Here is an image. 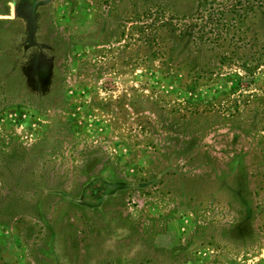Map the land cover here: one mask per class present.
<instances>
[{"label": "rangeland", "instance_id": "374dc122", "mask_svg": "<svg viewBox=\"0 0 264 264\" xmlns=\"http://www.w3.org/2000/svg\"><path fill=\"white\" fill-rule=\"evenodd\" d=\"M105 169L159 178L98 214L58 195ZM151 240L146 264L191 243L172 264H264V0H0V264H124Z\"/></svg>", "mask_w": 264, "mask_h": 264}, {"label": "trees", "instance_id": "16d2710c", "mask_svg": "<svg viewBox=\"0 0 264 264\" xmlns=\"http://www.w3.org/2000/svg\"><path fill=\"white\" fill-rule=\"evenodd\" d=\"M181 1V0H179ZM191 2V1H190ZM214 2V1H212ZM195 6V3L193 4V7ZM202 5L198 6L196 9V14L199 13V10L201 8ZM199 8V9H198ZM180 15V14H179ZM190 15V14H188ZM187 15V16H188ZM186 16V14H181L180 20H184L186 18H188ZM164 25H168V24H164ZM165 27V26H164ZM164 27L162 26L161 30H164ZM172 42L170 45L169 42H164L163 40V49L166 51H169L167 53V56L164 57L163 59H165L168 63L169 62H173L172 61V55H174L176 52L183 51V46H185V43L187 44L186 40L184 39L183 36H173V38H171ZM166 55V54H165ZM171 55V56H170ZM178 55V54H177ZM178 61V59H177ZM182 61H184L182 59ZM186 67V66H185ZM36 78H41L42 79V73L41 72H36L35 74ZM56 92L53 90L52 92H50L51 98L55 97ZM52 100V99H51ZM234 167L233 164H231V169L232 172L230 175H234ZM87 175V171H86V175ZM112 172H110L109 169H105L101 176H96L94 178H86L85 183L83 184V186H81V191L79 194L78 198H69L68 196H66L65 194H58L55 192H51L54 194H58L60 196H62L65 199H69V202L71 204H73L75 207H78L79 209L88 212L89 211V215L90 214H98L103 212L106 207V204H110V202L112 201L114 196H118L121 195V193L123 192H128V191H134V190H140L143 187L151 184L154 180H157L159 178V176H156L153 180H149V181H145V182H114V179H112ZM223 179V178H222ZM223 181V188H226L228 191H230L231 189L228 187L227 184L224 183ZM50 193V194H51ZM243 206L247 207L246 204H244ZM251 216L250 210L246 209V219L243 220L242 222H246V220ZM108 230L110 231V233H113V229H112V225H111V221L108 224ZM127 231V235H130L131 231L126 229ZM115 233V232H114ZM191 244H189V246H191ZM147 250H143L140 248H136L137 250H135L132 255L135 256L133 257V259L131 260V257H127V259H124V264H146L148 263L151 259H154L152 256H150V254L156 255L159 252H164L161 250L156 249V247L153 246V241H149L147 243ZM188 246V247H189ZM186 246L184 247H175L170 251V254L174 256V258L170 257L169 260V264H172L173 260L176 259L178 254L184 253L187 251ZM149 252V255H148ZM131 253L129 252V255ZM147 254L148 257H150V259H147L145 257L142 258L141 262L137 263L136 260L138 259V257H140L141 255H145ZM135 260V262H134ZM134 262V263H133ZM176 264V263H175ZM178 264V263H177Z\"/></svg>", "mask_w": 264, "mask_h": 264}, {"label": "water", "instance_id": "95a60500", "mask_svg": "<svg viewBox=\"0 0 264 264\" xmlns=\"http://www.w3.org/2000/svg\"><path fill=\"white\" fill-rule=\"evenodd\" d=\"M13 4H11V8H13ZM12 16H14V10L12 9L11 10V15L10 16H8V17H2V18H4V19H11L12 18Z\"/></svg>", "mask_w": 264, "mask_h": 264}, {"label": "flooded vegetation", "instance_id": "af4514ba", "mask_svg": "<svg viewBox=\"0 0 264 264\" xmlns=\"http://www.w3.org/2000/svg\"><path fill=\"white\" fill-rule=\"evenodd\" d=\"M10 6H11V4H10ZM4 17V16H3ZM1 19H4V18H2L1 17ZM4 20H11V19H4ZM38 211L40 212V207L38 208ZM54 236V235H53Z\"/></svg>", "mask_w": 264, "mask_h": 264}]
</instances>
